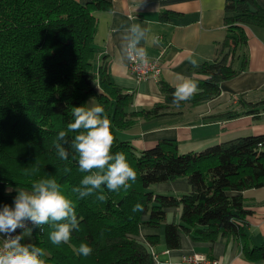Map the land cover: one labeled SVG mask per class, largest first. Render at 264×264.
<instances>
[{"label": "trees", "instance_id": "1", "mask_svg": "<svg viewBox=\"0 0 264 264\" xmlns=\"http://www.w3.org/2000/svg\"><path fill=\"white\" fill-rule=\"evenodd\" d=\"M110 7L108 0H0V209L5 204L14 207L17 187L30 190L45 178L61 185L76 205L79 230H73L69 243L54 245L49 225L43 231L32 229L33 244L45 250L46 264H157L152 248L158 235H146L145 241L134 237L142 223L163 224L165 246L170 249L180 247L182 232L207 241L234 235L244 241L246 256L264 259V241L253 247L245 243L250 210L242 195L264 185V134L238 136L188 153H178L173 139H161L140 151L120 139L118 129L128 128L139 116L158 115L164 104L130 109L132 93L113 82L105 63L93 67L94 12ZM224 22L226 36L216 59L200 66L205 78L187 101L191 104L215 97L222 80L246 68L245 55L239 69L233 68V60L246 44L244 25L264 27V7L256 0H226ZM158 83L165 102L173 103L175 88L162 79ZM89 97H95L110 118L112 153H124L137 173L127 191L112 192L102 185L106 201L95 195L79 199L71 191L87 174L80 172L71 148L75 133H69L64 145L67 160H61L54 147L59 131H66L74 120L72 109L87 107ZM249 104L247 112L257 115V103ZM239 114L229 110L222 116ZM178 177L187 178L188 192L163 194L150 189ZM137 203L143 211H132ZM175 206H181L179 221L165 222L166 209ZM82 243L93 249L90 256L78 254Z\"/></svg>", "mask_w": 264, "mask_h": 264}, {"label": "crops", "instance_id": "2", "mask_svg": "<svg viewBox=\"0 0 264 264\" xmlns=\"http://www.w3.org/2000/svg\"><path fill=\"white\" fill-rule=\"evenodd\" d=\"M85 3L88 0H75ZM109 9L94 12L95 69L103 62L113 82L132 93L130 109H150L164 104L159 114L139 116L128 128L118 129L117 136L129 141L137 151L154 146L161 139H173L178 153L203 150L222 141L249 134H264V27L244 25L246 44L233 60L239 69L243 56L246 68L220 82L219 94L196 104L184 102L177 107L166 103L159 79L175 88L178 75L201 82L205 75L200 66L216 59L226 36L224 4L226 0H108ZM264 7V0H256ZM166 14L167 19L162 16ZM139 23L147 34L141 46L154 58L164 48L159 79L147 77L138 80L130 72L128 61L120 59L121 36L124 28ZM195 54L199 67L188 60ZM249 103H257L258 114L247 112ZM238 111L234 118L222 116L227 111ZM156 193L180 194L190 190L186 177L151 185ZM244 203L250 212L246 215L245 243L249 247L264 241V185L242 191ZM181 206L166 209L165 222H178ZM32 231V230H31ZM24 238V231L21 233ZM20 234V235H21ZM157 234L153 246L157 264H179L180 256L199 252L219 259L220 264H264V259H251L243 252L244 241L237 236H218L214 241L194 240L180 233V247L165 246L163 224L152 227L140 224L134 237L145 241L146 235ZM21 243L25 244L24 239Z\"/></svg>", "mask_w": 264, "mask_h": 264}, {"label": "clouds", "instance_id": "3", "mask_svg": "<svg viewBox=\"0 0 264 264\" xmlns=\"http://www.w3.org/2000/svg\"><path fill=\"white\" fill-rule=\"evenodd\" d=\"M147 29L139 23H131L124 28L121 36V61L135 62L140 66L149 63L148 51L141 46L145 40ZM189 63L199 67L195 54L188 57ZM178 83L173 93V104L177 107L188 101L197 93V83L178 75ZM74 120L67 124V130L59 131L54 147L61 160H67L69 152L65 148L69 133H75L71 140V148L78 157L79 170L87 173L79 186L71 189L79 199L92 195L99 201H106L107 196L102 185L109 191H127L137 179L135 169L122 152L112 153L115 137L111 130V121L105 108L101 105L91 107L79 106L72 109ZM70 169H65V172ZM18 194L14 198V207L5 204L0 209V234L6 237L0 245V264H46V253L34 244H22L23 235L12 234L17 229H26V221H31L43 231L44 225L52 229L49 239L54 245L67 244L71 240L73 230H79L74 201L62 190L55 179L45 178L34 182L30 190L16 188ZM8 192L13 191L9 188ZM133 212L143 211L140 203L134 205ZM30 231V230H27ZM93 249L85 243L80 244L78 254L90 256Z\"/></svg>", "mask_w": 264, "mask_h": 264}, {"label": "built area", "instance_id": "4", "mask_svg": "<svg viewBox=\"0 0 264 264\" xmlns=\"http://www.w3.org/2000/svg\"><path fill=\"white\" fill-rule=\"evenodd\" d=\"M164 54V48L154 58H149V63L146 66H140L135 62H129L128 67L130 72L138 80L146 79L147 77H152L154 79H159L162 71V59ZM26 229H34L37 226L32 224L31 221H26ZM40 228V227H39ZM26 229H17L12 235H20ZM41 229V228H40ZM4 234H0V239H5ZM0 245H2V240H0ZM157 256V254H155ZM179 264H220L219 259L215 257H210L206 254L199 252H187L180 256Z\"/></svg>", "mask_w": 264, "mask_h": 264}, {"label": "rangeland", "instance_id": "5", "mask_svg": "<svg viewBox=\"0 0 264 264\" xmlns=\"http://www.w3.org/2000/svg\"><path fill=\"white\" fill-rule=\"evenodd\" d=\"M94 67V66H93ZM93 105H99L97 99L95 97H89L86 101V106L87 107H91ZM27 230H30V231H27ZM24 241H25V245H28V244H33V241H34V235L31 231V229H26L24 231ZM24 244V243H23Z\"/></svg>", "mask_w": 264, "mask_h": 264}]
</instances>
